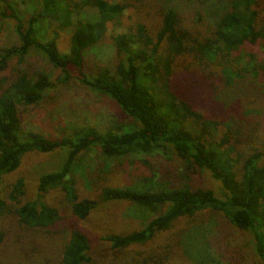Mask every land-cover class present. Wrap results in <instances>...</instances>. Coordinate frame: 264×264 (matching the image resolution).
I'll return each instance as SVG.
<instances>
[{"label": "trees", "instance_id": "1", "mask_svg": "<svg viewBox=\"0 0 264 264\" xmlns=\"http://www.w3.org/2000/svg\"><path fill=\"white\" fill-rule=\"evenodd\" d=\"M143 5L160 17L157 32L137 24L116 34L124 13ZM0 18L14 21L15 37L0 46V242L12 203L19 223L37 231L58 220L41 200L50 190L63 191L80 219L95 209L76 193L80 155L99 150L105 160H126L168 148L176 179L153 174L101 192L104 203L162 213L138 231L100 240L117 254L210 211L250 234L264 264V0H0ZM47 25L63 32L62 49ZM73 84L110 101L119 118L59 139L26 128L30 109ZM57 150L65 153L60 169L38 179L36 201L19 206L25 181L5 193L3 178L26 155ZM198 173L218 183L219 195L193 184ZM93 246L86 233L71 231L62 264H91Z\"/></svg>", "mask_w": 264, "mask_h": 264}, {"label": "rangeland", "instance_id": "2", "mask_svg": "<svg viewBox=\"0 0 264 264\" xmlns=\"http://www.w3.org/2000/svg\"><path fill=\"white\" fill-rule=\"evenodd\" d=\"M20 12L23 19L30 14L27 10L22 12L20 9ZM120 21L121 27L114 28L116 34L132 30L137 24L145 25L154 34L161 23L155 10L146 5L131 7ZM47 27L50 29L48 37L52 36V32H58L57 44L62 49L65 45L63 32L55 30L53 25L52 28ZM13 28V20L0 18V46L12 43L15 38ZM31 59L42 66L36 58ZM99 60L106 62L108 58L102 53ZM118 118L119 114L110 101L81 84H73L67 90L62 87L51 90L40 104L25 115V125L27 129L59 139L85 127L105 128ZM150 153L130 156L126 160H105L99 150L80 155V168L75 176L76 193L79 200L88 199L96 204L84 219L74 215L71 203L60 189L48 191L41 199L58 214L57 222L43 230L37 231L20 224L14 214L18 205H9V212L1 220L5 237L0 242V264H62V252L73 230L91 237L94 244L89 252L91 264H260L251 235L234 228L220 214L210 211L183 218L169 230L154 235L147 243L130 246L117 254L110 250L108 242L100 240L106 235L138 231L162 213L159 209L140 208L127 202L101 201V192L105 187L134 184L140 178L153 174L165 177L164 180L176 179V159L170 150L161 148ZM64 160L65 153L61 150L50 154H28L16 172L3 178L1 187L6 193L8 186L23 179L26 183L25 196L19 201V206L36 201L38 179L60 169ZM193 180V184L219 195L218 183L206 173H198Z\"/></svg>", "mask_w": 264, "mask_h": 264}]
</instances>
